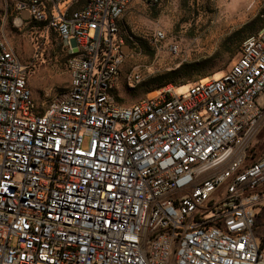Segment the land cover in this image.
Masks as SVG:
<instances>
[{
  "label": "built area",
  "instance_id": "2783aa9c",
  "mask_svg": "<svg viewBox=\"0 0 264 264\" xmlns=\"http://www.w3.org/2000/svg\"><path fill=\"white\" fill-rule=\"evenodd\" d=\"M63 1L0 0V264H264V27L221 77L123 106L120 85L144 81L124 72L135 0ZM10 11L67 51L70 84L44 105L4 38Z\"/></svg>",
  "mask_w": 264,
  "mask_h": 264
},
{
  "label": "rangeland",
  "instance_id": "374dc122",
  "mask_svg": "<svg viewBox=\"0 0 264 264\" xmlns=\"http://www.w3.org/2000/svg\"><path fill=\"white\" fill-rule=\"evenodd\" d=\"M68 4L69 1L60 2V9L65 11ZM4 13L5 6L0 4V14ZM258 17H264V0H163L157 6L133 1L121 20V36L132 37L133 41L144 39L149 48L131 49L125 43L128 56L124 72L140 67L144 81L133 90L120 85V103L132 106L166 85L183 87L184 91L185 86L192 83L221 77L240 55L241 47L235 50L237 42L231 40L233 34ZM17 18L22 16L9 12L4 38L23 63L39 60L36 70L29 76V86L37 102L44 105L70 84L67 51L54 30L33 20H25L18 26L14 23ZM156 31L163 32L165 39L152 44L150 39ZM90 36H94V30ZM184 63L202 64L200 75L196 76L199 80L186 84L178 80L146 92L144 82L176 70ZM253 140L260 141L259 148L264 150V125ZM257 236L264 240V227L258 228Z\"/></svg>",
  "mask_w": 264,
  "mask_h": 264
},
{
  "label": "trees",
  "instance_id": "16d2710c",
  "mask_svg": "<svg viewBox=\"0 0 264 264\" xmlns=\"http://www.w3.org/2000/svg\"><path fill=\"white\" fill-rule=\"evenodd\" d=\"M85 1H83L84 3ZM76 9V8H75ZM42 26H45L46 23L40 24ZM264 27V17H258L255 20L251 21L247 25H245L242 29L237 31L233 34L232 41H236L237 45L235 47V50H239L243 41L245 40L246 36H249L251 34L257 33L260 29ZM132 37H123L125 43L131 48V49H143L147 50L149 48L148 42L144 39H136V41H133L131 39ZM68 58V57H67ZM66 58V59H67ZM39 60H35L34 63H32L29 66L28 72L29 75L34 73L36 70V66L38 65ZM202 70V64L200 63H184L176 70L170 71L169 73L156 76L146 82L143 83L145 86L146 92L149 93L157 88H160L170 82H176L178 80H183L184 84L188 82H195L199 80L196 76L200 75V72ZM142 86V85H141ZM262 245H264V240H262Z\"/></svg>",
  "mask_w": 264,
  "mask_h": 264
}]
</instances>
